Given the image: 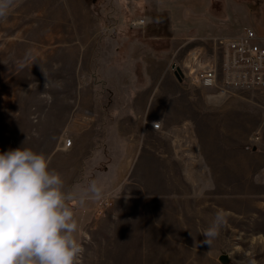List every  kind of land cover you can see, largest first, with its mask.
I'll use <instances>...</instances> for the list:
<instances>
[{
    "label": "rangeland",
    "instance_id": "rangeland-1",
    "mask_svg": "<svg viewBox=\"0 0 264 264\" xmlns=\"http://www.w3.org/2000/svg\"><path fill=\"white\" fill-rule=\"evenodd\" d=\"M84 1L101 9L102 19L81 17V0H17L7 20L0 21V143L11 141V148L23 146L44 155L65 147L72 152L71 168L78 169L75 182L79 184L71 191H79L95 179L105 193L100 200L84 205L70 202L78 223L76 239L84 248L80 264H264V167L258 169V177L207 179L205 183L217 189L221 182L226 190L228 183L229 194L223 195L224 202L215 201L212 208L197 211L190 210L187 201L177 202L173 208L164 197L151 195L156 209L148 212L141 184L125 186L127 171L140 176L141 168L134 170L143 152H170L169 140L181 142L183 138L180 131L163 124L158 130L151 128V123L164 115L161 103L154 98L148 108L147 95L159 90L173 95L184 89L189 99L195 96L196 101L194 92L203 87L186 81L179 87L173 80L174 66L182 62L189 48L181 53L169 48L149 66L140 65L136 56L127 59L125 46L119 56L111 57L110 47L120 34H108L105 29L146 27L148 20L142 26L130 24L140 17V1H134V17L127 21L121 17L125 14L122 7H118V17L109 16L114 0ZM262 13L264 0H230L228 14L223 13V6L213 3L207 12L211 26L193 31L234 36L247 28L255 30L258 24L264 29ZM82 26L103 29L89 64L81 60V45H89L93 35L81 33ZM138 48H134L135 55L141 51ZM20 63L25 66L20 68ZM257 91L263 90H243ZM261 101L246 103L255 121H247L246 127L231 125L226 142L241 146L243 141L264 140V126L254 124L259 103L264 105ZM177 103L181 105L180 99ZM240 112L243 115V109ZM261 112L264 117V110ZM170 180L179 182L178 178ZM124 192L133 198L126 200ZM223 204L227 222L211 246L203 244L201 233ZM157 207L163 210L157 211ZM221 256L226 257L225 262Z\"/></svg>",
    "mask_w": 264,
    "mask_h": 264
},
{
    "label": "crops",
    "instance_id": "crops-1",
    "mask_svg": "<svg viewBox=\"0 0 264 264\" xmlns=\"http://www.w3.org/2000/svg\"><path fill=\"white\" fill-rule=\"evenodd\" d=\"M134 1L114 0L115 4L110 8L111 13L110 11L108 12L110 13L109 16L118 17V7H122L125 10V14L121 16L123 19L125 18L127 21L134 17V14L131 13ZM137 1L141 2V12L138 13L139 19L145 20L144 22L148 20L146 27L129 29L126 26H111L104 31L108 34H120L119 37H116V42L110 47L111 57L119 56L120 51L125 46L126 58L133 59L136 56L142 66L144 64L149 66L153 60L164 56L169 48H174L175 51H180L181 53L184 50L186 52L187 48L203 47L204 42L202 39L214 36L194 34L193 29L196 28L198 32L211 26V22L207 18V12L212 8L213 3L220 4L221 8L223 6V13L225 11L228 14L230 9V0ZM166 2H172V4L166 5ZM262 14L264 16V13ZM90 16L95 19H102L103 15L101 9L87 5L84 0H81V17L89 18ZM258 25L255 31L257 34L264 36L263 27H258ZM186 31H189V34ZM102 32L103 29H92L82 26L81 33L93 35V37L88 39L91 41L89 45H81L82 62L90 63ZM138 46H140L141 51L135 55L134 48L138 51ZM146 74L149 76L147 72ZM163 77L161 76L159 80L163 79ZM173 78L179 87L182 86L181 81H178L175 76ZM181 90L180 93L173 95L160 90L147 95L148 104L150 103L148 108H151L153 98L161 103L160 107L163 108L161 113L164 116L158 121L160 128H162L163 124L167 129L180 131L183 134L181 142L170 139L168 146L173 148L170 152L168 150H158L154 154L149 149L143 152V155L136 160V163H138L134 172L138 168H141L140 170L142 171L137 178L134 177V173L131 176L132 171L131 173L130 171L129 173L125 171L127 176L125 186L131 187L141 184L140 188L143 195L147 194L142 202L145 205L144 210L147 209L146 211L148 212L156 209L153 203V197L155 196L151 195L164 197L170 206L181 204L184 200L190 204V210L197 211L198 208L210 209L215 204V201L216 203L224 202L223 195L229 194V190L228 183H226V190H224L221 182L220 189H217L207 185L205 183L207 179L258 177L260 176L257 174L258 169L264 167L262 166V162H264V140H255L252 143L243 141L241 146L240 144L232 146L230 142H226L231 137L230 132H228L231 125L236 127H242L243 125V127H246L244 125L247 121H255L253 120L255 116L247 112L249 110L246 108V103L250 101L256 103L258 100L263 102L261 99L264 100V90L257 92L233 90L229 95L219 92L214 87L200 88L196 93L194 92L197 95L196 101H193L195 96L193 99H189V95L186 94L188 93L187 90ZM178 99L181 101L179 106L177 103ZM258 108L260 109L256 111L258 112V119L254 124L257 128H263L264 117H262L261 109L264 110V105L259 103ZM241 109H243V115L240 112ZM167 119L170 120L168 125L164 123ZM85 134L82 135V139ZM185 136L188 138H185ZM234 138H237V136L235 135ZM11 145V141L7 144L4 140L0 143V152L14 149L10 147ZM178 147L180 150H178ZM68 152L70 151H65V147L64 149L61 147L45 156L49 161L50 168L61 174L65 182V189L71 190L73 185L79 184V182H75L78 169L71 168L72 152L70 154ZM259 155H262V158H259ZM139 162H141L140 167ZM174 163L177 165V169L174 168ZM171 178H178L179 182L173 183L170 180ZM138 180L141 182L139 183ZM180 181L187 185L185 187L187 189L180 184ZM198 195L203 197H197ZM214 195H216V199L213 198ZM218 196L222 197V199ZM123 197L126 200L133 198L129 193L124 194ZM198 201L204 202L205 205L198 206ZM208 202L213 204L206 205ZM181 207L178 206L177 209ZM158 209L163 210L162 207H157V211ZM221 209H226L224 204ZM166 210H164L165 213H167ZM84 213L86 214V212ZM160 216L163 217V214Z\"/></svg>",
    "mask_w": 264,
    "mask_h": 264
},
{
    "label": "clouds",
    "instance_id": "clouds-1",
    "mask_svg": "<svg viewBox=\"0 0 264 264\" xmlns=\"http://www.w3.org/2000/svg\"><path fill=\"white\" fill-rule=\"evenodd\" d=\"M16 6L17 0H0V21ZM104 194L95 179L79 191L66 190L42 152L23 146L0 152V264H80L84 248L70 202L84 205ZM226 222V212L218 210L201 233L202 243L211 246Z\"/></svg>",
    "mask_w": 264,
    "mask_h": 264
},
{
    "label": "built area",
    "instance_id": "built-area-1",
    "mask_svg": "<svg viewBox=\"0 0 264 264\" xmlns=\"http://www.w3.org/2000/svg\"><path fill=\"white\" fill-rule=\"evenodd\" d=\"M132 26L144 25L143 19L133 20ZM193 41V40H192ZM203 47L190 48L179 70L181 82L203 88H217L223 94L233 90H264V36L251 28L234 36L203 38ZM160 129V123H151ZM70 140L65 142L66 146Z\"/></svg>",
    "mask_w": 264,
    "mask_h": 264
},
{
    "label": "water",
    "instance_id": "water-1",
    "mask_svg": "<svg viewBox=\"0 0 264 264\" xmlns=\"http://www.w3.org/2000/svg\"><path fill=\"white\" fill-rule=\"evenodd\" d=\"M174 76L176 77V79L178 81H181V74H180L179 70H175L174 71ZM220 260L223 261V262H225L226 261V257L225 256H221L220 257Z\"/></svg>",
    "mask_w": 264,
    "mask_h": 264
}]
</instances>
